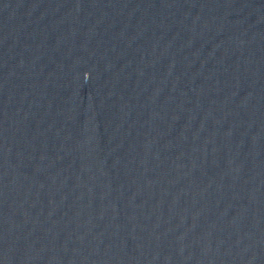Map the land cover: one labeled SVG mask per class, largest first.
Segmentation results:
<instances>
[{"label": "water", "instance_id": "obj_1", "mask_svg": "<svg viewBox=\"0 0 264 264\" xmlns=\"http://www.w3.org/2000/svg\"><path fill=\"white\" fill-rule=\"evenodd\" d=\"M0 264H264V0H0Z\"/></svg>", "mask_w": 264, "mask_h": 264}]
</instances>
